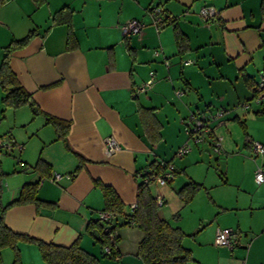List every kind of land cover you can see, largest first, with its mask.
Masks as SVG:
<instances>
[{
  "label": "crops",
  "instance_id": "crops-1",
  "mask_svg": "<svg viewBox=\"0 0 264 264\" xmlns=\"http://www.w3.org/2000/svg\"><path fill=\"white\" fill-rule=\"evenodd\" d=\"M204 4L218 9L217 19H201L199 9ZM155 6L165 20L159 28L150 14ZM61 8L58 21L53 22ZM131 18L144 25L139 34L124 36L121 26ZM30 32L26 43H12ZM11 43L8 65L41 111L34 113L29 104L21 105L29 107L34 117L28 125L16 126L19 110H13L11 126L6 113L19 107L4 105L0 87V138L14 140L4 154L7 164H18L22 171L8 176L12 184L2 194L6 201L2 219L11 231L35 240L19 239L17 263L14 250L2 247L0 264H45L36 240L64 246L78 240L98 257L99 264H106L101 235L96 227L89 228L104 209L96 181L113 188L124 215L130 214L139 173L159 159L173 162L175 172L165 184H149V190L162 200L158 215L172 223L189 203L179 198L177 190L195 181L189 159L177 163L173 156V150L188 139L181 128L191 114L206 115L219 108L226 112L212 122V132L220 138L221 152L233 153L228 157L241 162L236 180L246 191L240 198L242 206L264 213V183L254 175L264 159L250 147L251 140L264 144V139L247 128L253 126L250 121L264 119V99L242 106L264 75L261 0H4L0 3V64ZM188 59L191 62L184 64ZM150 71L152 83L135 92ZM47 116L69 123L64 137L57 135ZM261 121L259 126H264ZM108 136L119 144L111 154L105 152ZM54 172L62 177L50 180ZM33 182L37 201L7 205L24 184ZM124 215L118 216V223ZM223 216L216 213L208 221L209 238L197 234L202 227L194 231L197 244L186 245L193 257L186 264H264V219L241 226L235 217L221 223ZM176 226L190 233L180 223ZM219 226L235 227L238 243L215 245ZM118 227L117 257L110 259L114 264H144L136 254L141 230L134 224Z\"/></svg>",
  "mask_w": 264,
  "mask_h": 264
},
{
  "label": "trees",
  "instance_id": "trees-1",
  "mask_svg": "<svg viewBox=\"0 0 264 264\" xmlns=\"http://www.w3.org/2000/svg\"><path fill=\"white\" fill-rule=\"evenodd\" d=\"M3 1L4 0H0V3ZM35 1L41 2L42 0ZM62 9L63 8L54 13L53 22H55V20L56 22L58 21L57 14ZM261 10L262 13H264V0H261ZM31 35L32 32L21 39L14 40L12 43L22 45L29 40ZM12 43L5 47V53L0 64V87L4 92L2 101L5 106L11 107H19L24 104H29L33 108L34 113L40 112L41 110L31 99L30 93L18 84L15 74L8 65L7 60L13 45ZM256 83L257 81L255 84ZM254 92L255 90L253 88V94ZM252 97L246 100L250 101L252 100ZM46 119L55 126L57 135L59 137H64L69 127V123L53 118L52 116H47ZM149 168L152 174H156L162 170L158 161L151 162L149 164ZM96 182L102 190L104 200V209L102 210L113 212L116 216L111 229H117V227L121 224H134L141 230L142 237L138 242L136 254L142 259L144 264H186L187 261L193 259L191 250L182 244L183 237L186 234L180 227L173 225L170 221L158 215L156 198L151 195L148 182H143L141 180L138 182L135 197V208L130 214L126 215H124V205L113 188L102 184L99 181ZM200 187L201 185L199 183L189 180L177 190V195L184 203H188ZM37 200L36 182L26 183L19 191L18 197L13 199L7 205ZM2 212L3 210L0 213V249L5 246L11 247L14 250V263H17L19 261V250L17 247L19 239H35L11 231L3 222ZM123 215L125 216V220L122 223H118V216ZM178 217V213L174 215V218ZM93 227H96L97 231L101 235L99 241L102 247L107 234L104 231L105 224L96 220L95 224L91 223L89 225L90 229ZM117 240L118 237L116 238L113 246V255H111V257L114 258H116L115 244ZM36 242L45 264H99L98 257L84 250L79 245L78 240H75L68 246L47 243L41 240H36ZM103 254L107 255L104 252Z\"/></svg>",
  "mask_w": 264,
  "mask_h": 264
},
{
  "label": "rangeland",
  "instance_id": "rangeland-1",
  "mask_svg": "<svg viewBox=\"0 0 264 264\" xmlns=\"http://www.w3.org/2000/svg\"><path fill=\"white\" fill-rule=\"evenodd\" d=\"M13 110H19L17 111V119L20 122H17L15 124L16 126H20L19 123L28 125L31 117H34L32 110L27 106L23 108H10L6 113V118L8 120L6 123L10 122L11 126L13 125ZM189 115L190 113L183 118L187 119ZM170 119H172V117ZM261 120L264 119L257 118L256 121H250V124L253 126H247V128L250 132H256L261 139H264V126H259L262 122ZM36 122L37 121H34L33 124H36ZM181 131L182 133L184 132V127L181 128ZM239 131H241L240 128ZM184 134L185 132L183 135ZM184 140L186 143H189L190 149L186 154L182 155L183 157H179L174 152L184 144ZM184 140L173 150V156L176 158L177 163L181 160L189 159L190 162L187 166L190 168V175L201 185L188 205L183 207L179 212V217H173L172 219L173 225L180 223L186 232H190L186 234L182 230L186 234L182 241L184 246L194 245V243L197 244L195 239H193V235L195 233L194 231L200 227H202V229L197 232V234L201 233L202 237H210L209 231L211 223L208 221L212 220L216 213L224 215L221 223L235 217V223L238 222L241 226H247L250 220L264 219V213H262L261 209L256 210L253 209V207H248L250 205L242 206L244 204L240 201V198L242 196L244 197L246 191L245 188L240 185L239 181L236 180L238 176L240 178V172L238 173V170H240L241 162L235 161L237 157H228L232 156L233 153L226 154L221 152V149L219 153L214 152L209 140H203L197 143L193 142L191 138H185ZM167 148L169 149L170 147L168 146ZM7 158L6 154L0 156V213L6 202L2 194L7 192L12 184V182L8 180V176L15 172H22L18 164H13L12 166H10L11 164L9 165V163L7 164ZM183 177H185V175ZM236 201L240 206L234 203ZM219 227L221 228L223 226ZM231 228L236 230L235 227ZM197 234L195 236H197ZM8 250L10 257L12 253H10V249ZM106 256L107 262L110 264L116 263L114 260L110 259L108 255Z\"/></svg>",
  "mask_w": 264,
  "mask_h": 264
},
{
  "label": "built area",
  "instance_id": "built-area-1",
  "mask_svg": "<svg viewBox=\"0 0 264 264\" xmlns=\"http://www.w3.org/2000/svg\"><path fill=\"white\" fill-rule=\"evenodd\" d=\"M150 14L152 17V22L158 28L165 23V20H163V17H161L160 14V7L158 6L153 7ZM218 14H219L218 9L210 4H204L199 9V16L205 22H209L217 19ZM143 25L144 24L136 18L127 19L124 22V24L121 26L122 34L124 36H128L130 34H139L141 32ZM190 62L191 60L188 59V60H184L183 63L189 64ZM149 74L150 76L145 82L135 86L134 88L135 92L145 90L146 87L152 83L154 72L150 71ZM262 87H264V75H261L260 80L257 81V83L254 86L255 92L253 94L252 101L259 103L262 99H264V88ZM179 92L180 91H177V93ZM249 104L250 101L247 100H244L242 102V106L244 108H247ZM225 112L226 110L224 108H219L213 112L207 113L206 115L191 114L190 117L188 118V122H186V125L184 126V131L187 137L191 138L195 143L203 140H209V142L212 145L213 151L215 152L220 151V138L213 134L212 132L213 126L211 124L212 122L221 120L225 115ZM13 142L14 140L11 137H7L5 139L0 138V156L4 153L9 152V150L12 148ZM104 145H105V152L107 154L113 153L119 147L118 142L113 136L106 137L104 139ZM22 147H23L22 144H18L19 149H22ZM250 147L255 156H259L262 159H264V144H261L256 140H251ZM189 149H190L189 143L185 142L182 146H180L176 150L175 153L177 156H181L185 154ZM158 162L162 170L156 174H152V172H150V168L143 169L139 173V175L141 176V181L148 182L149 184L154 182L158 184H165L168 180L173 178L175 172L173 163L171 161H166L164 159H159ZM254 175L259 183H264V166H258L255 170ZM61 177L62 174L58 172H54L53 175L50 177V180L56 181ZM42 180L43 179H40L39 182H41ZM156 203L157 205H160L162 203V200L160 198H156ZM134 208H135V204H133L131 207L132 211L134 210ZM115 217L116 216L113 212L107 210H100L98 212L97 217L95 218V220L103 222L105 224L104 231L107 234H106L105 242L102 244V250L108 256L113 255L112 254L113 246L116 238L118 237L117 229H111ZM238 240H239V235L237 231L232 228L226 227V228H218L216 230L213 242L215 245H226L232 247L236 243H238Z\"/></svg>",
  "mask_w": 264,
  "mask_h": 264
}]
</instances>
